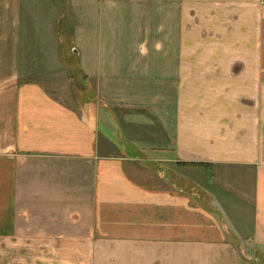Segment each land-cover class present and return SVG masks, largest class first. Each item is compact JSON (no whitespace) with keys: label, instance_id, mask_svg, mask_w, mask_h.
Masks as SVG:
<instances>
[{"label":"crops","instance_id":"obj_1","mask_svg":"<svg viewBox=\"0 0 264 264\" xmlns=\"http://www.w3.org/2000/svg\"><path fill=\"white\" fill-rule=\"evenodd\" d=\"M178 3L0 0L1 242L88 247L82 264H264L259 100L228 91L238 65L181 62ZM54 20L81 92L54 71Z\"/></svg>","mask_w":264,"mask_h":264},{"label":"rangeland","instance_id":"obj_2","mask_svg":"<svg viewBox=\"0 0 264 264\" xmlns=\"http://www.w3.org/2000/svg\"><path fill=\"white\" fill-rule=\"evenodd\" d=\"M178 8L183 47L181 62H221L240 66L237 70H227L228 91L241 92L245 97L253 95L259 100L257 108L256 102H253V108H245L248 109L245 117L255 116L251 112L258 110V139L264 142V0H179ZM52 26L63 44L62 53L57 56L61 66L54 71L65 69L61 73L69 82L68 92H81L70 38L64 33L66 22L59 24L54 20ZM257 72L259 81L255 78ZM239 77H243V86L239 85ZM31 242L26 238H16L13 243L0 240V264H82L75 260V254L86 257L90 251L88 247L33 245ZM60 250L68 251L67 259L59 257ZM69 253L70 256L73 253L71 258Z\"/></svg>","mask_w":264,"mask_h":264}]
</instances>
